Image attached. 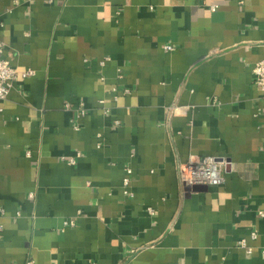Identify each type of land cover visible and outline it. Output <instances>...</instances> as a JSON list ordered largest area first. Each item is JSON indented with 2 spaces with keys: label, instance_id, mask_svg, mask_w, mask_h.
Masks as SVG:
<instances>
[{
  "label": "crops",
  "instance_id": "1",
  "mask_svg": "<svg viewBox=\"0 0 264 264\" xmlns=\"http://www.w3.org/2000/svg\"><path fill=\"white\" fill-rule=\"evenodd\" d=\"M0 18L18 72L0 264H264V0H0ZM192 155L225 157L223 182L187 187Z\"/></svg>",
  "mask_w": 264,
  "mask_h": 264
},
{
  "label": "built area",
  "instance_id": "2",
  "mask_svg": "<svg viewBox=\"0 0 264 264\" xmlns=\"http://www.w3.org/2000/svg\"><path fill=\"white\" fill-rule=\"evenodd\" d=\"M217 7L216 4L211 5V9L215 10ZM3 25V21L0 18V26ZM166 49H173V46L170 44L165 45ZM4 46L2 41H0V101L5 99L11 87L13 86L17 78V69L10 63V60L3 55ZM253 75L254 83L261 90L264 95V56L258 60L253 66ZM25 75L34 74L33 69H26L23 71ZM129 89H125L127 92ZM100 102H103L100 100ZM70 103L65 102V107L68 108ZM87 107L82 101L78 102L77 106V117L85 115ZM102 111L105 115L109 113L108 107H102ZM120 123L119 120H114V126ZM78 128V123L74 124ZM81 155L80 152H77L75 155L69 157L66 161L69 164H75L77 157ZM228 161L225 157H217L213 155H192L184 163H179L178 172L179 176L184 184L187 187L193 188L197 185L207 184V185H218L223 182L222 170L227 165ZM132 170L130 167H127L125 170V175L122 178V186L125 193L131 194L129 191V184L131 181ZM148 212L153 214L154 209L148 207ZM260 216H264V210H258ZM1 230V226H0ZM251 237H256V232H251ZM239 245L246 248L247 253L252 252V248L247 245L245 239L239 240ZM264 252V249L262 250ZM28 264L32 263V260L27 261ZM13 264V263H7Z\"/></svg>",
  "mask_w": 264,
  "mask_h": 264
}]
</instances>
